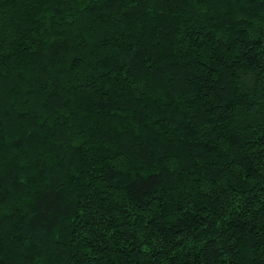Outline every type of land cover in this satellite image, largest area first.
Masks as SVG:
<instances>
[{"label":"trees","instance_id":"1","mask_svg":"<svg viewBox=\"0 0 264 264\" xmlns=\"http://www.w3.org/2000/svg\"><path fill=\"white\" fill-rule=\"evenodd\" d=\"M0 264H264V0H0Z\"/></svg>","mask_w":264,"mask_h":264}]
</instances>
